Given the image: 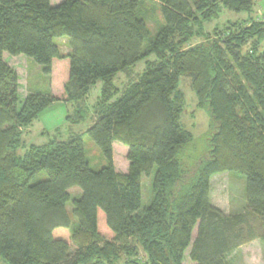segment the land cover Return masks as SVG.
Returning <instances> with one entry per match:
<instances>
[{
  "label": "trees",
  "instance_id": "trees-1",
  "mask_svg": "<svg viewBox=\"0 0 264 264\" xmlns=\"http://www.w3.org/2000/svg\"><path fill=\"white\" fill-rule=\"evenodd\" d=\"M148 1L162 16L154 37ZM257 1L0 0V264H184L189 248L192 264H232L245 242L258 238L264 246V21ZM224 8L248 15L210 30ZM60 37L69 40L67 53ZM196 38L202 41L191 44ZM151 51L158 59L110 103L119 91L115 75ZM5 53L42 65L50 91L22 99ZM183 75L213 122L209 155L190 174L178 157L193 139L180 122ZM98 79L102 95L86 133L24 141L23 127L53 102H73L69 118L81 121ZM86 134L108 161L99 170L88 160ZM115 142L129 150L123 174ZM154 170L152 202L143 208L142 177ZM228 171L246 176L245 213L212 202V177Z\"/></svg>",
  "mask_w": 264,
  "mask_h": 264
},
{
  "label": "rangeland",
  "instance_id": "rangeland-1",
  "mask_svg": "<svg viewBox=\"0 0 264 264\" xmlns=\"http://www.w3.org/2000/svg\"><path fill=\"white\" fill-rule=\"evenodd\" d=\"M63 0H51L52 5H57ZM145 16H147L151 37L157 33V29L162 23V16L156 2L148 1L144 4ZM256 17L264 21V0H258L256 6ZM247 16L248 13H237L226 8L220 11L219 17L215 18L207 27L211 30L215 26H222L228 20H235L241 16ZM257 19V20H258ZM63 53L70 51L69 40L66 37L56 38L55 40ZM201 39H194L191 44L201 42ZM148 44V41L146 42ZM158 59V55L151 51L147 55L132 65L128 72H118L113 78L116 88L110 99V103L115 102L123 93L126 86L134 81H138L140 76L146 71L147 62ZM7 63L16 69L20 76V94L21 98H26L29 94L35 92L48 93L50 91V76L43 70V66L36 63L32 58L25 56H10L5 53ZM103 79H98L91 88L88 97L82 103L83 118L81 121L72 123L70 116H74V103L57 101L49 104L41 113L34 118L30 125L23 127V139L27 144H42L49 138H66L70 131L86 133L95 119V105L100 99L103 90ZM179 88L186 98V104L180 122L183 126L192 132L193 139L185 144L178 153L183 169L190 174L203 156H208L209 137L213 129V122L206 109L199 108L198 98L191 87V79L188 75L180 78ZM85 148L88 160L94 170H99L108 165V161L98 146L85 135ZM24 148L19 152L23 153ZM128 147L122 143L115 142L113 158L117 172L123 174L129 169ZM155 170L150 176L142 177V207L150 205L152 202V183L154 181ZM211 199L215 206L221 208L226 213H245L247 207L246 194V176L235 171L222 172L212 177ZM70 193L73 197L80 195V189L72 188ZM71 221L72 230L78 226L77 219L73 213L71 204L67 206ZM256 234L262 232L260 223L251 218L249 222ZM197 235L194 231L193 237ZM75 248V246H74ZM190 250L185 252L184 264H192L190 259ZM143 254L140 259L142 260ZM232 264H264V246L258 238L245 242L231 257Z\"/></svg>",
  "mask_w": 264,
  "mask_h": 264
}]
</instances>
